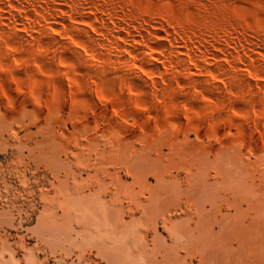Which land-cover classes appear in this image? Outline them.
Wrapping results in <instances>:
<instances>
[{"label": "rangeland", "instance_id": "rangeland-1", "mask_svg": "<svg viewBox=\"0 0 264 264\" xmlns=\"http://www.w3.org/2000/svg\"><path fill=\"white\" fill-rule=\"evenodd\" d=\"M233 1L243 5H238L240 9L245 4L251 9L257 6L248 17L257 14L254 18L264 20V0ZM179 2L177 6L198 12L194 5L185 8L187 4ZM36 74V79L44 77L42 72ZM17 78H8L6 92L0 89V264H231L230 246L241 241L227 221V215L235 213L232 196L254 189L260 199L253 201L264 217V141L250 140L235 126L220 142L207 136L201 142L194 132L186 137L183 131L174 144L155 123L151 131L135 128L140 132L134 138L113 126L76 127L73 113H84L81 104L75 107L81 105L78 111L69 107L70 100L56 106L55 95L39 90L38 80ZM170 130L176 135L177 130ZM156 171L166 182L176 181L175 186L169 181L172 187L180 184V190L174 191L169 182V187L164 181L160 184ZM75 194L88 195L90 201L73 205ZM202 195L212 200L200 199ZM133 198H139L137 203ZM246 203V213L236 222L248 227L250 214L256 212ZM108 207H124L117 210L122 215L121 220L116 218L117 225L104 218ZM168 215L169 223L163 220ZM221 220L224 224L218 225ZM261 226L260 232L246 235L251 241L242 258L248 264H264Z\"/></svg>", "mask_w": 264, "mask_h": 264}, {"label": "bare ground", "instance_id": "bare-ground-1", "mask_svg": "<svg viewBox=\"0 0 264 264\" xmlns=\"http://www.w3.org/2000/svg\"><path fill=\"white\" fill-rule=\"evenodd\" d=\"M178 1L0 0V89L7 91L9 77L18 80L20 76L21 80L31 81L37 78L38 71L44 77L36 79V86L48 95L54 94L56 106L65 105L69 100L72 110L77 104L82 105L83 114L78 111L81 105L73 113L76 127L81 124L88 128L94 123L102 124L105 129L113 126L121 131L126 129L130 138H134L140 132L135 128L151 131L155 123V128L167 132L166 138L174 144L183 131L186 137L194 132L201 142L205 136L220 142L235 126L250 140L264 141V20L254 18L257 14L251 19L248 17L249 11L257 6L251 9L242 2L247 12L233 0L179 2L187 4L183 5L185 8L194 5L198 11L194 12L190 6V9L177 6ZM168 125L177 130L176 135H172ZM156 176L160 184L166 182L157 171ZM171 180L166 182V187L169 181L175 186L176 181ZM179 185L170 186L174 190ZM258 196L254 189H247L236 192L230 199L235 213L225 216L232 224L233 235L241 236H237L241 239L237 247L230 246L231 264H248L242 258L251 241L246 235L252 230L260 232L261 225L264 226L260 206L253 201V198L260 199ZM206 197H203L206 201L212 200L211 196ZM135 198V202L139 200ZM89 199L88 195L80 194L71 197L73 205L86 204ZM245 202L256 212L254 217L250 214L251 220L245 214L250 220L249 228L245 221L240 225L236 222L237 216L246 213ZM116 208L108 207L104 212V218L115 220L110 221L113 225L122 216L117 211L121 207ZM168 216L163 220L168 219L169 223L172 217Z\"/></svg>", "mask_w": 264, "mask_h": 264}]
</instances>
